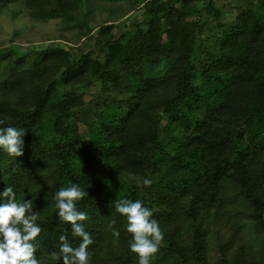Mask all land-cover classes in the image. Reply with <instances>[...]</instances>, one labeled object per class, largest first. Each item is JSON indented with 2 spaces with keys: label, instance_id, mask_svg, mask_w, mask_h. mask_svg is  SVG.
I'll return each mask as SVG.
<instances>
[{
  "label": "trees",
  "instance_id": "obj_1",
  "mask_svg": "<svg viewBox=\"0 0 264 264\" xmlns=\"http://www.w3.org/2000/svg\"><path fill=\"white\" fill-rule=\"evenodd\" d=\"M19 1L40 2L0 0V7ZM57 1L66 14L80 0ZM207 2L143 0L141 19L120 33L122 48L104 51L100 70L86 53L63 63L57 48H45L32 66L0 82V127L25 129L23 155L0 151V191L11 185L17 200H33L41 264H62L61 234L79 246L53 199L73 183L87 193L76 207L88 215L89 255L130 237L115 203L139 199L166 238L160 251L186 258L180 229L197 259L202 225L217 214L225 183L238 186L264 230V13L242 8L233 22L215 17L208 25L200 18ZM113 27H100L96 39L112 42ZM202 32L209 48L198 46ZM13 53L0 49V61ZM144 65L161 73H141ZM94 85L103 103L86 122L90 106L77 89ZM79 124L93 131L89 140L77 136ZM131 259L126 264H137Z\"/></svg>",
  "mask_w": 264,
  "mask_h": 264
},
{
  "label": "rangeland",
  "instance_id": "obj_2",
  "mask_svg": "<svg viewBox=\"0 0 264 264\" xmlns=\"http://www.w3.org/2000/svg\"><path fill=\"white\" fill-rule=\"evenodd\" d=\"M142 2L143 0H80L74 2V7L68 9L66 14L57 0H40L36 7L27 6L23 1L0 7V49L14 50L10 58L0 61V82L12 71L32 66L40 59L45 48H57L59 61L63 63L68 60V55L77 57L86 53L91 58H96V66L100 70L104 51L122 48L120 33L129 24L141 19L142 8L138 6ZM201 7L203 10L200 18L204 23L213 24L217 17L222 23L228 24L233 22L242 8L251 9L255 14L262 16L264 0H208L207 3H202ZM188 19L193 18L189 16ZM110 23L114 26L112 42L105 44L98 41L96 37L101 34L100 27ZM89 27L92 30L88 34ZM206 38L207 35L203 32L199 34L200 49L210 47ZM140 72L157 75L159 70L147 69L144 65L140 67ZM97 89V85L79 86L77 89L82 99L90 106L83 116L86 122L96 117L99 106L103 103ZM92 134L93 131L88 126H77L79 139L89 140ZM113 185L116 189L117 182L111 184ZM220 189L223 193V203L219 204L218 212L210 223L205 222L202 225L204 246L198 258L195 259L192 249L189 248L191 237H183L182 230L177 229L176 240L187 250L184 251L186 258L180 260L181 258L160 251L162 242L166 239L163 234L158 252L151 258L150 264H264V230L250 218L251 209L247 199L242 198L240 189L233 184L225 183ZM262 195L264 196L263 193ZM186 205L189 207V203ZM121 219L126 226V218ZM130 238L131 233L127 239H114L107 248L90 255V264H126L127 257H131V261L136 260L138 264L136 254L128 247ZM102 259L103 262L100 263Z\"/></svg>",
  "mask_w": 264,
  "mask_h": 264
},
{
  "label": "clouds",
  "instance_id": "obj_3",
  "mask_svg": "<svg viewBox=\"0 0 264 264\" xmlns=\"http://www.w3.org/2000/svg\"><path fill=\"white\" fill-rule=\"evenodd\" d=\"M24 128L14 126L0 127V151L11 157L23 155ZM148 186L151 180L144 179ZM87 193L77 184L59 188L53 199L56 215L71 226L74 237L80 238L78 247H73L66 235L58 237L59 259L62 264H90L88 245L93 241L85 230L87 213L78 211L76 204ZM115 210L127 220L126 231L131 233L129 250L136 254L138 264H150L151 258L158 252L163 232L155 219L150 218V209L143 206L141 200L121 199L115 203ZM38 215L33 209V200H17V194L11 185L0 191V264H41L37 259L36 238L41 233L37 223ZM119 237L117 229L112 230Z\"/></svg>",
  "mask_w": 264,
  "mask_h": 264
}]
</instances>
